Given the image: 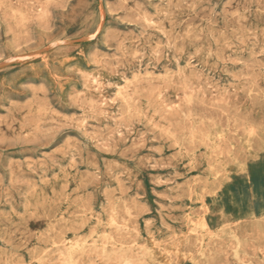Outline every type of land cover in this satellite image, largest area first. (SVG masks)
Returning a JSON list of instances; mask_svg holds the SVG:
<instances>
[{
	"label": "rangeland",
	"instance_id": "obj_1",
	"mask_svg": "<svg viewBox=\"0 0 264 264\" xmlns=\"http://www.w3.org/2000/svg\"><path fill=\"white\" fill-rule=\"evenodd\" d=\"M0 264H264V0H0Z\"/></svg>",
	"mask_w": 264,
	"mask_h": 264
}]
</instances>
